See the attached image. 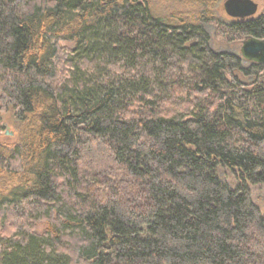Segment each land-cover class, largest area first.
I'll return each mask as SVG.
<instances>
[{"label":"trees","instance_id":"16d2710c","mask_svg":"<svg viewBox=\"0 0 264 264\" xmlns=\"http://www.w3.org/2000/svg\"><path fill=\"white\" fill-rule=\"evenodd\" d=\"M220 2L0 0V264H264V65L205 30L264 13Z\"/></svg>","mask_w":264,"mask_h":264},{"label":"rangeland","instance_id":"374dc122","mask_svg":"<svg viewBox=\"0 0 264 264\" xmlns=\"http://www.w3.org/2000/svg\"><path fill=\"white\" fill-rule=\"evenodd\" d=\"M225 0H221L219 5V10L217 14V18L220 21L223 22H231L232 19L226 16L223 10V2ZM254 3L258 5V12L257 16L264 13V0H252ZM206 32L209 35L210 38V46L213 51L216 52H238L240 53L241 49V41L234 43V44H228L224 40L217 38L215 34V27L214 25H210L206 27ZM65 47V46H64ZM2 125H3V132L0 136V143L5 146H11L15 142H17V130L15 128L14 123L12 122L10 114H2ZM218 175L220 179L227 183L232 188L235 187V179L228 169L219 167L218 169ZM250 192H251V199L253 204L259 209L262 215H264V185H257V186H250ZM46 229L45 223H38L34 224L32 227V231L35 232L36 235H41Z\"/></svg>","mask_w":264,"mask_h":264},{"label":"water","instance_id":"95a60500","mask_svg":"<svg viewBox=\"0 0 264 264\" xmlns=\"http://www.w3.org/2000/svg\"><path fill=\"white\" fill-rule=\"evenodd\" d=\"M222 7L227 17L239 21L254 18L258 12V5L252 0H225ZM240 53L244 59L264 65V40L245 38Z\"/></svg>","mask_w":264,"mask_h":264}]
</instances>
